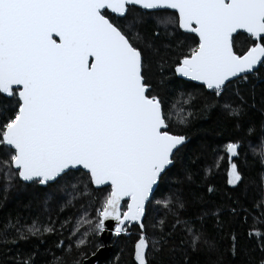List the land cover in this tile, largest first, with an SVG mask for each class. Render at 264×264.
<instances>
[{
	"label": "snow or ice",
	"instance_id": "obj_1",
	"mask_svg": "<svg viewBox=\"0 0 264 264\" xmlns=\"http://www.w3.org/2000/svg\"><path fill=\"white\" fill-rule=\"evenodd\" d=\"M149 21L155 25L150 38L143 31ZM178 30L194 34L198 42L166 68L169 45L157 41L162 34L175 39ZM240 30L251 40L246 50L237 47ZM153 62L159 83H164L166 70L200 82L213 94L205 98V110L218 106L239 120L256 102L254 89L246 97L243 86L250 77L264 75V0H0V97L8 101L0 104V151L6 156L0 158V189L7 193L16 181L47 187L46 210L57 192L67 195L61 211L77 199H88L80 206L67 245L64 239L56 245L62 255L49 264H83L87 256L82 248L106 231L109 219L116 222L117 236L133 222L138 226L136 264H162L157 257L164 252L167 264H191L189 252L205 254L207 264H224L217 242L206 236L202 224L197 226L208 213L183 215L186 204L180 195L157 201L165 216L146 223L155 190L187 148L189 137L172 131L173 120L186 125L194 115L191 93H181L182 100L165 110V99L153 87ZM253 132L249 128L247 134ZM241 147L240 140L224 146L226 183L234 190L245 181ZM248 147L264 167V135ZM219 159L208 164L206 175ZM80 169L83 176L74 177ZM207 191L216 189L209 184ZM246 192L247 186L242 195ZM229 199L231 204L211 215L218 220L225 212L244 213L247 220L250 213L242 197ZM97 201L96 215L90 216ZM254 208L264 218V174ZM54 225L51 217L47 224L10 218L0 228V244L6 248L29 237L42 239L57 232ZM177 232L182 234L179 242L173 239ZM248 235L260 238L264 251V230L252 227ZM237 240L233 232V257ZM36 256L35 251L22 257L18 253V259L5 264H36Z\"/></svg>",
	"mask_w": 264,
	"mask_h": 264
},
{
	"label": "trees",
	"instance_id": "obj_2",
	"mask_svg": "<svg viewBox=\"0 0 264 264\" xmlns=\"http://www.w3.org/2000/svg\"><path fill=\"white\" fill-rule=\"evenodd\" d=\"M167 14L171 15L172 13L169 11ZM154 30L155 25L151 21L143 28L149 38ZM194 40L198 42L193 34H185L181 30L176 31L175 39L165 38L162 34L157 43L162 42L169 45L166 56L168 64L165 67L171 65L180 52L186 53L188 47L194 46ZM180 42H183V48L179 47ZM236 43L238 49L246 50L250 46L251 40L248 35L241 32ZM161 52H164L163 48ZM152 73L153 87L155 92L165 99V110L171 108L174 102L182 100L181 93L185 95L191 93L194 97L192 108L194 115L186 125L177 124L175 118L173 120L172 131L189 137L187 148L179 154L178 160L171 168L169 175L155 190L152 196L153 213L146 223L155 224L156 221L165 216L166 209L157 204V201L173 194L180 195L186 204V211L183 215L194 217L199 216L201 212L208 213L197 226L200 227L202 224L206 236L217 242L218 255L224 264H259V261L264 258V251H261L259 247L260 238L255 235L250 237L248 233L252 227L264 230V222H261L264 218L254 208V204L261 199V174H264V167L261 166L258 158H254L248 145L249 141L255 144L257 138L264 135L262 133V129H264V102H262L264 101V75L259 78L250 77V83L243 86L246 97H250L254 89L256 102L255 107H248L244 115L237 120L218 106L205 110V98L212 97L213 94L202 88L201 85L178 78L167 70L163 73L165 81L161 84L159 83V68L155 62L152 65ZM248 102L251 104L250 98ZM6 103L8 101L0 97V104ZM207 103L211 104L212 99L207 100ZM249 128L254 129L251 136L247 134ZM230 140L242 142L240 160L245 161L244 185L235 190L226 183L228 159L224 152V146ZM213 150H216L215 154ZM217 157H221L217 161L218 167H213L212 173L206 175L205 169L208 164ZM0 158H6L3 151H0ZM83 172L80 169L74 171L72 175L80 178L83 176ZM71 183H77V180L72 179ZM209 184L215 187L214 193L207 191ZM245 186H247V192L246 195H242ZM89 188L92 189L93 196H95L94 186L89 185ZM48 193L49 188L47 187L34 188L30 184L24 185L19 181H16L7 193L0 189V228L10 218L13 222L19 218L21 224H31L33 220L47 224L51 217V220L55 221L54 226L57 229L55 234H46L42 239L29 237L27 240L18 241L17 244H9L6 248L0 244V264H5V261L11 262L14 258L18 259V253L22 257L25 253L37 252L36 264H49L53 260V256L62 255L61 250L56 245L61 239H64L65 246L67 245L71 228L80 215V206L87 204L88 199H77L73 202L74 206L66 207L61 211L60 206L67 199V195L57 192L51 200H48L46 210L44 201ZM237 196L242 197L244 206L249 210L250 215L247 220L244 218V213L239 216H232L225 212L219 216L218 222L217 217L212 216L211 213L216 212L217 208L231 204L229 197L235 199ZM96 207H99L98 201L89 209L90 216L96 215ZM151 232L152 229L149 227V233L151 234ZM233 232L238 237V252L235 257L229 251L230 236ZM138 234L139 228L136 224L128 225L126 233L118 236L114 234L111 240L113 248L110 256L99 264H136L134 245L139 238ZM99 235L91 238L92 243L82 248L87 257L97 250L96 245L102 244ZM181 238L182 234L179 232L173 237L176 242H179ZM188 255L191 264H207L210 259L201 252H189ZM167 256V252L160 253L157 259H162V264H167ZM211 259H216V256L211 257ZM153 264H156L155 260H153Z\"/></svg>",
	"mask_w": 264,
	"mask_h": 264
},
{
	"label": "water",
	"instance_id": "obj_3",
	"mask_svg": "<svg viewBox=\"0 0 264 264\" xmlns=\"http://www.w3.org/2000/svg\"><path fill=\"white\" fill-rule=\"evenodd\" d=\"M181 31L184 32V30H181ZM240 31L242 33H244L243 30H240ZM244 34H246V33H244ZM176 76L178 78H182L184 80H188V81H191L193 83H196V84H199L200 85V82L193 81L190 78H184V77H180L178 75H176ZM81 170H83V169H81ZM126 200H127V198H125V201ZM115 223L116 222L113 221V220H111V219L105 221L106 231L103 232V233H100V235H99V238H100L101 243H102L101 244L102 247H99V249H97L94 252L95 255H92L91 254L90 256L87 257V259H84L83 260V264H99V262L106 260L110 256V253H111L112 248H113V244L111 243V240H112V237L114 235ZM133 224H135V222H133Z\"/></svg>",
	"mask_w": 264,
	"mask_h": 264
},
{
	"label": "bare ground",
	"instance_id": "obj_4",
	"mask_svg": "<svg viewBox=\"0 0 264 264\" xmlns=\"http://www.w3.org/2000/svg\"><path fill=\"white\" fill-rule=\"evenodd\" d=\"M102 262V261H101Z\"/></svg>",
	"mask_w": 264,
	"mask_h": 264
},
{
	"label": "flooded vegetation",
	"instance_id": "obj_5",
	"mask_svg": "<svg viewBox=\"0 0 264 264\" xmlns=\"http://www.w3.org/2000/svg\"><path fill=\"white\" fill-rule=\"evenodd\" d=\"M198 40V39H197Z\"/></svg>",
	"mask_w": 264,
	"mask_h": 264
}]
</instances>
